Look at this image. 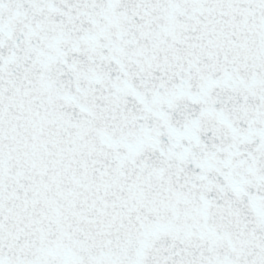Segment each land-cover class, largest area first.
Returning <instances> with one entry per match:
<instances>
[{
  "label": "snow or ice",
  "instance_id": "6c2138e0",
  "mask_svg": "<svg viewBox=\"0 0 264 264\" xmlns=\"http://www.w3.org/2000/svg\"><path fill=\"white\" fill-rule=\"evenodd\" d=\"M0 264H264V0H0Z\"/></svg>",
  "mask_w": 264,
  "mask_h": 264
}]
</instances>
